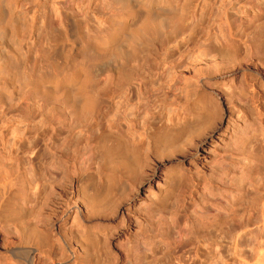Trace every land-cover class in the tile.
<instances>
[{
    "label": "rangeland",
    "instance_id": "obj_1",
    "mask_svg": "<svg viewBox=\"0 0 264 264\" xmlns=\"http://www.w3.org/2000/svg\"><path fill=\"white\" fill-rule=\"evenodd\" d=\"M175 1L181 25L158 37L165 43L156 62H131L128 80L116 86L105 73L93 86L106 115L102 126H129L135 137L145 135L132 167L103 166L99 147L110 143L108 137L90 146V139L80 141L74 157L57 152L68 132H87L81 128L92 114L57 107L52 115L40 109L17 122L15 108L0 100V122L11 120L8 129L16 126L15 136L27 137L18 144L20 166L8 172L28 207L21 216L46 233L32 264H218V237L230 230L231 217L264 202V159L249 150L262 131L256 125L247 134L256 111H264V0ZM42 6L35 0L26 5L29 12ZM217 41L229 48L218 49ZM250 72L253 78L244 81ZM0 84L10 89L7 77ZM246 91L257 92L259 102L246 106ZM168 116L185 121L176 125L175 138L161 139ZM259 124L264 129V118ZM43 127L54 145L36 137ZM30 175L34 194L23 192ZM10 237L18 242L13 247L4 243ZM258 239L264 246V233ZM26 242L16 222L0 215V264H10V252H22Z\"/></svg>",
    "mask_w": 264,
    "mask_h": 264
},
{
    "label": "bare ground",
    "instance_id": "obj_2",
    "mask_svg": "<svg viewBox=\"0 0 264 264\" xmlns=\"http://www.w3.org/2000/svg\"><path fill=\"white\" fill-rule=\"evenodd\" d=\"M33 1L0 0V77H7L10 81V89L0 84V100L7 108H15L12 116L17 122L33 119L40 109H46L52 115L57 107L73 113L82 109L92 114L89 119L91 121H87L81 128L87 132L79 135L68 132L57 144V152L74 157L79 150L80 141L90 139V146L97 141L101 143L108 137L110 143L103 144V141L102 146L99 144L103 166L124 169L132 167L138 161L136 153L143 148L145 135L138 133L135 137L129 126L124 127L118 123V126L110 123L102 126L106 115L101 109L98 110L99 95L93 91V86L105 73L109 74L107 75L116 86L119 81L128 80L132 70L129 68L131 62L133 65L145 61L146 67L153 60L156 62L165 43L156 42L158 37L175 24V28L181 25L178 4L175 0H35L41 1L43 6L40 10L34 8L29 12L26 5ZM115 5H119L122 12H116ZM75 8L76 15L80 17L77 22ZM215 45L218 49L229 48L223 41H217ZM151 51H154L152 57L146 62L145 55ZM174 73L179 74L178 71ZM252 76L251 72L246 73L243 80L252 79ZM199 81L201 80L197 79V86L200 85ZM130 94L129 90L126 96L129 97ZM245 94L248 97V101L245 100L246 106L259 102L257 92L246 91ZM199 95L202 93H196V97ZM201 98L202 96L198 100ZM263 114L264 111L261 113L257 110L247 128V134L252 133L255 128L253 126L256 125L262 131L249 146L250 152L253 151L262 159L264 129L259 123L261 117L264 118ZM166 119L159 129L162 134L158 137L163 139L175 135L176 125L185 121L179 116H168ZM9 121L11 120L4 119L0 122V215L16 222L23 239L28 243L24 247L26 244L23 242L25 245L20 247L22 252H10V264H32L35 258L31 253L39 247L42 238L43 241L46 240V233L39 225L37 227L38 223L23 221L25 219L20 212L23 211V205L27 207L26 202L17 194L16 185L11 182L14 181L13 178L9 180L10 175L8 177L11 168L20 166L18 144L27 139L24 135L15 136L16 126L8 129V126L13 125ZM159 130L149 133L147 137H155ZM5 131L10 132V139L5 138ZM52 132L54 133V127ZM125 136L129 137L130 145L125 143ZM36 137L45 146L54 145L46 127L39 128ZM28 158L31 159L30 156ZM52 166L58 168L54 163ZM28 167L32 170L30 164ZM33 178V175L29 176L24 193H35L38 187ZM234 206L232 204L230 207L235 211L242 208ZM251 206L246 212L236 214L235 218L231 217L232 226L229 223L231 220L225 219L231 228L226 224L230 230L218 237V264H264V246L258 244V238L264 233V202L259 205L252 203ZM36 221L42 224L41 218ZM225 222L222 221V224ZM15 241L10 237L4 243L13 247ZM71 241L63 239L62 243L74 247Z\"/></svg>",
    "mask_w": 264,
    "mask_h": 264
}]
</instances>
